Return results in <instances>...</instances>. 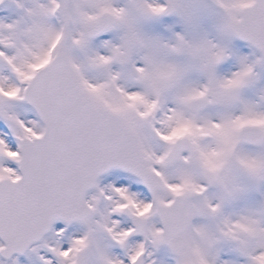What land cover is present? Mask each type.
<instances>
[{
	"label": "snow or ice",
	"instance_id": "obj_1",
	"mask_svg": "<svg viewBox=\"0 0 264 264\" xmlns=\"http://www.w3.org/2000/svg\"><path fill=\"white\" fill-rule=\"evenodd\" d=\"M0 264H264V0H0Z\"/></svg>",
	"mask_w": 264,
	"mask_h": 264
}]
</instances>
